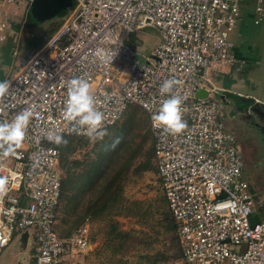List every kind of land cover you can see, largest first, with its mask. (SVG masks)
Wrapping results in <instances>:
<instances>
[{"label": "built area", "instance_id": "obj_1", "mask_svg": "<svg viewBox=\"0 0 264 264\" xmlns=\"http://www.w3.org/2000/svg\"><path fill=\"white\" fill-rule=\"evenodd\" d=\"M14 3L19 0H6ZM30 6L34 0H25ZM59 27L36 49L19 55L4 80L0 122L29 108L34 115L16 153L0 158L8 191L0 197V252L18 233H28L31 264H82L90 247V222L65 237L54 230L62 196L61 153L48 136L88 137L64 119L67 82H89L103 130L129 107L148 119L156 174L176 224L182 264H264V220L252 221L255 194L228 115L210 101L207 72L239 69L230 38L237 22L253 15L264 24V0H72ZM6 22L0 21V33ZM153 29L159 41L140 55L130 38ZM0 39H4L1 34ZM105 49L112 60L95 55ZM167 79L179 83L187 127L172 135L153 127L152 115L170 94ZM207 91L205 98L198 92ZM34 231V234H33ZM236 248V250H234Z\"/></svg>", "mask_w": 264, "mask_h": 264}, {"label": "rangeland", "instance_id": "obj_2", "mask_svg": "<svg viewBox=\"0 0 264 264\" xmlns=\"http://www.w3.org/2000/svg\"><path fill=\"white\" fill-rule=\"evenodd\" d=\"M68 1L72 7V0ZM26 6L25 0L13 4L0 0V18L7 21L10 12L23 11ZM63 14L39 20L35 27L24 25L18 34L19 38L25 36L24 46L18 48L19 56L25 50V53L36 50L59 27ZM230 38L235 45L234 53L247 59L248 68L243 67L230 77L222 75L233 71L227 66L208 71L209 84L218 90V94L216 90L211 92L209 100L220 102L228 115L226 122L239 139L244 177L256 194L252 216L256 222L264 220V109L257 110L259 104L254 106L251 99L242 95L252 92L264 103V24L254 25L253 15L249 14L237 22ZM158 41V33L147 29L133 34L130 45L140 55H149ZM6 46L0 47V70L3 62L11 60V50ZM9 66L5 67V74L0 71V81L8 74ZM226 78L233 81V87L224 88ZM238 94L240 99L236 98ZM105 131L103 138H67V143L60 145L63 190L56 232L65 237L88 218L91 243L82 264H182L152 161L146 115L137 107H129ZM130 157L127 171L110 189L111 177L123 169ZM17 236L18 233L0 252V264H31L34 250L29 245L21 247Z\"/></svg>", "mask_w": 264, "mask_h": 264}, {"label": "clouds", "instance_id": "obj_3", "mask_svg": "<svg viewBox=\"0 0 264 264\" xmlns=\"http://www.w3.org/2000/svg\"><path fill=\"white\" fill-rule=\"evenodd\" d=\"M95 55L104 63L112 60V56L103 48H98ZM178 83L175 79H167L163 82L160 87L161 95H170L163 101L158 112L151 117L153 127L163 129L172 135L182 133L187 127L183 119L182 98L172 94ZM10 86L11 82L8 80L0 82V98L8 93ZM33 115L31 109L25 108L11 122H0V158L14 155L22 146ZM63 116L67 121L75 122L89 138H103L106 135V131L103 130L104 114L97 109L91 85L84 79L73 78L67 82V99ZM47 138L57 146L67 143L59 134H52ZM8 184V177L0 175V197L7 193Z\"/></svg>", "mask_w": 264, "mask_h": 264}, {"label": "crops", "instance_id": "obj_4", "mask_svg": "<svg viewBox=\"0 0 264 264\" xmlns=\"http://www.w3.org/2000/svg\"><path fill=\"white\" fill-rule=\"evenodd\" d=\"M6 3L8 4H13V3H9L6 1ZM27 9V10H26ZM26 9L25 10H21L20 12H10L11 14L6 18L7 21H5V19H2L0 18V21H4L6 22V27L4 28L3 32L0 33V36L1 34L4 36V39H0V47H4L5 45L6 46V49L7 50H11V60H10V63H7L6 61L2 63L1 67L3 68L1 71L2 74H5L4 70L9 66V68L11 67L12 65V62L14 61V53H16V55H19L18 54V48L23 44L24 46V39H25V36L21 38V35H20V38L18 36V34H20V30L23 29V26H27L28 24H30L29 26L31 27H35L34 25H36V23L39 21V20H36V19H33L31 16L28 18V9H29V6L27 5L26 6ZM24 13H26V17L23 19V15ZM23 14V15H22ZM28 26V27H29ZM18 28V29H17ZM20 31V32H19ZM12 40V41H11ZM22 40V41H21ZM9 43V44H8ZM234 43V42H233ZM13 45V46H12ZM12 46V47H11ZM26 51V50H25ZM25 51H23V53H25ZM236 58L238 60H240V65L241 67H239V69H233V71H228V72H223L222 75H225V76H231V74L233 72H238L240 71L243 67H246L248 68V61L245 57H239L235 54ZM6 67V68H5ZM210 71H214V70H210ZM5 76H3L2 80L0 82H2L4 80ZM208 78V77H207ZM227 79V78H226ZM228 81L231 82V85L230 86H234L233 85V81L230 80L229 78L227 79ZM250 82V81H249ZM207 88L210 90V91H214L216 90L215 92L218 94V90L213 88L210 84H209V79H207ZM217 88V87H216ZM225 89H228L224 86ZM253 90V89H252ZM205 93H207V91H203ZM248 97L246 99H251L249 100L250 103L254 104V106H258L259 104V107H263L264 106V103L260 102L258 100V97H254L252 92L249 94H245V95H242V97ZM241 97V94H238V97H236L237 99H240ZM223 100V99H222ZM226 102H227V99H224ZM255 101V102H254Z\"/></svg>", "mask_w": 264, "mask_h": 264}, {"label": "water", "instance_id": "obj_5", "mask_svg": "<svg viewBox=\"0 0 264 264\" xmlns=\"http://www.w3.org/2000/svg\"><path fill=\"white\" fill-rule=\"evenodd\" d=\"M68 0H34L28 9V18L31 16L33 19L42 20L53 16H59L66 13L70 7ZM197 97L205 98L206 93L203 91L198 92ZM21 247L30 246L28 233H23L19 239Z\"/></svg>", "mask_w": 264, "mask_h": 264}, {"label": "trees", "instance_id": "obj_6", "mask_svg": "<svg viewBox=\"0 0 264 264\" xmlns=\"http://www.w3.org/2000/svg\"><path fill=\"white\" fill-rule=\"evenodd\" d=\"M65 14H63V16H64ZM230 85H231V82L230 81H227L226 83H225V87L226 88H229L230 87ZM144 113V112H143ZM148 120V119H147ZM112 127V126H111ZM108 128H110V127H108ZM107 128V129H108ZM106 130V129H105ZM64 139H67V138H87V137H63ZM151 144H152V139H151ZM58 149L60 150V153H61V146L59 145L58 146ZM134 157V156H133ZM131 157L130 158H128L127 160H125V163L122 165L123 166V169L121 170V171H119V172H117V174H115V175H113L112 177H111V180L109 181V188L110 189H112V187H114V185L115 184H117V182H118V180H119V178H120V175H122L123 173V171L125 170V172L127 171V169H128V167H129V165H130V161H131ZM152 161H154V156H153V145H152ZM61 162H62V154H61V161H60V167H61ZM115 164V163H114ZM114 164H113V166H114ZM154 168H155V171H156V166H155V164H154ZM62 171V170H61ZM157 172V171H156ZM109 189V190H110ZM62 190H63V183H62ZM61 198H62V196H61ZM165 200V199H164ZM60 202H61V200H60ZM166 202V201H165ZM59 206H60V203H59ZM59 206H58V208H59ZM166 206H167V204H166ZM58 208H57V210H58ZM57 210H56V213H55V223H56V214H57ZM167 210H168V208H167ZM168 213H169V215H170V217H171V220H172V225H173V229H174V231H175V235H176V240H177V244H178V248H179V251H180V258H181V249H180V245H179V241H178V238H177V233H176V224H175V222H174V220H173V218H172V216H171V214H170V212H169V210H168ZM86 219H88V218H86ZM85 219V220H86ZM84 220V221H85ZM84 221L82 222V224L84 223ZM82 224H80V225H82ZM79 225V226H80ZM78 226V227H79ZM54 230H55V225H54ZM56 231V230H55ZM57 233V232H56ZM58 234V233H57ZM59 235V234H58Z\"/></svg>", "mask_w": 264, "mask_h": 264}, {"label": "flooded vegetation", "instance_id": "obj_7", "mask_svg": "<svg viewBox=\"0 0 264 264\" xmlns=\"http://www.w3.org/2000/svg\"><path fill=\"white\" fill-rule=\"evenodd\" d=\"M228 103V102H227ZM227 103H225L226 105H227ZM257 108V110H260V109H264V106L263 107H256ZM233 115V114H232ZM231 115V116H232ZM232 118V117H231ZM228 119V118H227ZM227 125L229 126V124L227 123ZM230 127V126H229ZM231 128V127H230ZM233 131H234V133H235V130L233 129V128H231ZM235 136H236V139H237V142H238V145H239V149H240V155H241V158H242V160H243V155H242V153H241V147H240V142H239V139H238V137H237V135H236V133H235ZM243 162H244V160H243ZM244 168H245V166H244ZM245 170V169H244ZM253 183V182H252ZM254 184V183H253ZM250 186H251V184H250ZM251 189L253 190V188H252V186H251ZM253 192H254V190H253ZM255 196H256V194H255Z\"/></svg>", "mask_w": 264, "mask_h": 264}]
</instances>
